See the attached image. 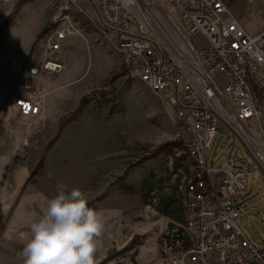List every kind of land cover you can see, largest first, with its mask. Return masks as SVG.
Returning <instances> with one entry per match:
<instances>
[{
  "label": "rangeland",
  "instance_id": "1",
  "mask_svg": "<svg viewBox=\"0 0 264 264\" xmlns=\"http://www.w3.org/2000/svg\"><path fill=\"white\" fill-rule=\"evenodd\" d=\"M60 13L57 0L0 7V264H22L29 225L59 184L80 188L88 206L104 216L96 264H159L158 234L185 220L194 162L175 140L176 118L163 96L129 76L122 53L96 31L65 40L60 57L66 68L57 77L29 74ZM237 15L256 32L264 0L247 2ZM190 39L197 49L206 45L200 34ZM28 94L44 95L39 116L16 110V98ZM245 123L263 146L255 125ZM208 165L246 171L247 189L235 200L237 224L264 248V171L223 124Z\"/></svg>",
  "mask_w": 264,
  "mask_h": 264
},
{
  "label": "built area",
  "instance_id": "2",
  "mask_svg": "<svg viewBox=\"0 0 264 264\" xmlns=\"http://www.w3.org/2000/svg\"><path fill=\"white\" fill-rule=\"evenodd\" d=\"M14 1L0 0V7L4 10ZM57 1L61 13L56 27L47 33L43 58L32 63L29 74L57 77L66 68L60 57L64 41L88 29L96 31L122 53L129 76L163 96L176 118L175 140L194 162L185 189V220L158 234L159 264H264V248H256L237 224L235 200L247 189L246 171L208 165L223 124L264 171V145L245 123L255 125L264 143V22L248 32L223 0H149L181 32L175 18L188 36L204 37L205 47L191 44L189 57L162 39L156 26L161 28L160 23L143 15L141 0ZM43 106L41 94L15 100L23 116H39Z\"/></svg>",
  "mask_w": 264,
  "mask_h": 264
},
{
  "label": "clouds",
  "instance_id": "3",
  "mask_svg": "<svg viewBox=\"0 0 264 264\" xmlns=\"http://www.w3.org/2000/svg\"><path fill=\"white\" fill-rule=\"evenodd\" d=\"M104 231L103 214L88 206L84 192L59 184L46 210L30 223L18 259L22 264H96Z\"/></svg>",
  "mask_w": 264,
  "mask_h": 264
},
{
  "label": "bare ground",
  "instance_id": "4",
  "mask_svg": "<svg viewBox=\"0 0 264 264\" xmlns=\"http://www.w3.org/2000/svg\"><path fill=\"white\" fill-rule=\"evenodd\" d=\"M141 4L143 5V15L149 20L153 18V20H156L157 24L160 23L159 25L161 28L158 25L156 26L161 31V37L173 49V51L180 52L185 56H193L191 47V44L193 43L190 36H188L185 31V27H183L176 18L174 19L179 24L182 30L181 32L179 27L174 24V21L172 22V19L168 18L165 15V12H163L160 8L158 9L149 0H141Z\"/></svg>",
  "mask_w": 264,
  "mask_h": 264
},
{
  "label": "trees",
  "instance_id": "5",
  "mask_svg": "<svg viewBox=\"0 0 264 264\" xmlns=\"http://www.w3.org/2000/svg\"><path fill=\"white\" fill-rule=\"evenodd\" d=\"M223 2L226 5V7L229 9V11L237 18H240L237 15V13L243 10L245 6L247 5V2H245V0H223ZM244 2L246 3V5Z\"/></svg>",
  "mask_w": 264,
  "mask_h": 264
},
{
  "label": "crops",
  "instance_id": "6",
  "mask_svg": "<svg viewBox=\"0 0 264 264\" xmlns=\"http://www.w3.org/2000/svg\"><path fill=\"white\" fill-rule=\"evenodd\" d=\"M64 43H65V41H64Z\"/></svg>",
  "mask_w": 264,
  "mask_h": 264
}]
</instances>
